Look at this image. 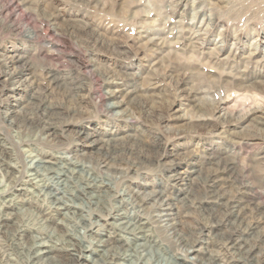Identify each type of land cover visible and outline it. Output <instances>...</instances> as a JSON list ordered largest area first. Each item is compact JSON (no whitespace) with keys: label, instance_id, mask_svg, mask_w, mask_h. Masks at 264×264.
Instances as JSON below:
<instances>
[{"label":"bare ground","instance_id":"1","mask_svg":"<svg viewBox=\"0 0 264 264\" xmlns=\"http://www.w3.org/2000/svg\"><path fill=\"white\" fill-rule=\"evenodd\" d=\"M106 1L111 2L107 13L119 18L122 32H131L133 26L127 20H135L137 16L129 10L128 3L137 0ZM40 2L44 0H24L22 4L32 6ZM84 2L75 0L82 5ZM99 2L93 0L95 5ZM174 2L179 7L185 1ZM258 6L250 3L246 12L261 16L264 13ZM198 8L199 4L189 7L190 20L204 18ZM37 15L49 25L52 39L61 41L66 36L90 50L84 69L100 60L101 53L110 55L115 69H104V75L96 79L100 88V103H96L91 82L86 78L56 67H39L35 63L39 57L18 47L1 49L0 83L6 84L0 88V96L11 101L6 102V107L0 104V174L6 188L0 192V264H42L43 260L50 264H84L82 260L89 264H122L123 243L118 234L102 239L106 234L102 232L101 221L109 219L124 225L119 230L133 240H151L165 253L151 264H264V206L256 202L251 184L237 174L234 159L220 157L227 151L204 148L201 155L181 144L180 151L170 154V143L158 134L120 127L132 120L125 116L130 109L145 119L166 121L175 99L183 98L193 104L199 119L187 121L190 132L220 131L242 140L228 128L249 121L264 132V109L256 104L251 111L220 115L228 100L208 103L199 99L213 76L199 70L203 65L195 67L176 56L168 57L160 78L170 81L172 99L151 102L145 98L147 85L157 83L146 81L139 87L135 79L132 84L131 75L115 60L123 55L122 44L126 41L118 38L123 33L112 35L101 26L93 27L82 16L62 19V13L54 10ZM207 22L214 24L210 16ZM39 36L36 27L25 28L23 38L27 42L36 41ZM126 38L135 40L128 34ZM146 48L148 52H158L163 45L147 42ZM163 61L157 60L155 66H162ZM219 76L213 79L215 84L238 95L237 99H252L255 103L264 98V70H246L232 77L226 74L222 79ZM100 106L104 110L102 125L99 124L102 127L98 128V122L94 124L92 118ZM256 112L260 115L251 117ZM215 115L218 123L214 127L210 121ZM6 129L26 140H12ZM69 132L72 134L67 135ZM130 138L134 143H128ZM256 140L257 136L247 139ZM14 146H26L36 152L30 164L18 157ZM55 151L57 155L52 154ZM259 155L263 156L250 161L262 165L264 154ZM12 161H16L14 166L10 164ZM146 175L150 183L143 187L151 189V194L135 190ZM37 179L41 185H33L39 193L35 196L48 200L44 207V201L40 205L36 200L23 198L28 192L25 186ZM65 180L71 183L74 195L64 188ZM64 198L67 199L63 201ZM19 205L34 208L36 217L47 223H52L61 211H68L77 219L81 236L65 233L61 237L67 239L58 242L42 231L40 240L47 239L48 244L37 245L29 234L39 231L26 226L28 221L19 226L18 220L11 216ZM109 225L115 228L113 223ZM92 236L97 238L96 246ZM190 254H194L196 263L191 261Z\"/></svg>","mask_w":264,"mask_h":264},{"label":"rangeland","instance_id":"2","mask_svg":"<svg viewBox=\"0 0 264 264\" xmlns=\"http://www.w3.org/2000/svg\"><path fill=\"white\" fill-rule=\"evenodd\" d=\"M22 1L24 0H0V53H2L1 49L4 47L8 49L18 47L27 54L33 53L36 57H39L35 62L39 67H56L62 72H74L91 82V91L94 93L93 101L100 103V88L98 83H96V79L104 75V69L114 68L113 59L108 53H101L100 60L93 62L92 66L84 69L83 64L88 61L91 53L90 50L82 48L75 40L66 36L61 38V41L52 39L48 33L49 25L37 14L54 10L55 12L62 13V19L66 20L82 16L93 27L98 25L112 35H120L123 33V24L118 21L119 18L113 17V13H107L111 2L100 0L99 5H95L93 0H85L86 2L82 5L75 3V0H44L43 3L32 4V7L28 4H22ZM184 1L182 6L179 7H176L174 0H137L128 3L131 4L128 5L129 10H132L137 17L135 20H127V24L133 26L131 32L123 33V35L121 34L118 37L122 40L125 39L126 43L122 44L123 55L115 60H118L121 69H124L123 71L131 75L132 84L138 81L139 87H141L145 84L143 82L146 81L154 82V84L157 83L154 86L147 85L146 91L148 92H146V97L145 95L144 97L151 102H166L167 100H171L173 94L172 85L169 80H160V78L162 79L164 75L163 66L169 62L168 57L173 58L176 56L177 58H182L183 60L181 61L193 64L195 67H197L196 64L203 65L199 66V70L204 74L213 76L206 83L204 93L199 99L201 101L205 100L208 103L218 100H228L220 115L251 111L255 109L256 104H259L258 106L264 109V98L260 101L256 100L255 103H252V99H237L238 95L233 92L228 93L224 91L213 80L214 78L217 79L219 75L220 79H222L225 78L226 74L232 77L236 73L246 70H264V14L256 16L246 12V8L249 7L250 3H258L259 10L264 13V0ZM192 4H199L200 8L198 9L203 11L204 18L203 16H199L194 21L190 20L189 7ZM104 8L106 9L103 10ZM115 9L117 10V8ZM209 16L213 18L214 24L212 25H209V21L207 22ZM29 26H34L39 31L40 36L38 40L27 42L23 38L25 28ZM127 34L135 38V40L127 39ZM147 37L148 39H146ZM183 37H186L188 40L184 42L182 40ZM155 41L162 44L163 48L158 52H148L146 50L147 42ZM157 60H166V62L163 61L164 64L157 67L155 66ZM184 77H187V75H184ZM5 84L1 82L0 88L5 86ZM7 101L11 100L0 96L2 107H6ZM103 110L104 108L100 106L92 118L94 124L98 122V128L102 127L99 124L102 125ZM195 110L191 102L183 98H176L175 106L172 107L171 112L166 116V121L156 122L155 120L145 119V117L138 116L130 109L125 112V116L132 118V120L126 124L121 123L120 127H125L126 129L130 127L132 130L140 128L141 130L158 134V136L170 143V154L180 151L182 149L181 144H187L188 147H185L187 150L197 151L201 155L204 148L211 149L218 147L217 149L223 152L227 151L228 153L226 154L221 153L220 157L224 155L229 159H234L238 165L237 174L239 173L241 176H244V181L251 184L252 191L256 194V202L264 206V163L260 165L257 161L253 162L254 158L263 156L259 154H264V132L258 131V126L249 121H244L237 126L228 128L231 132L237 133V136L241 137L242 140L233 138L228 134H220V131H216L213 134L202 133L200 131L190 132L191 130L187 127V121L191 119L199 120L194 113ZM253 114L251 117L260 115L259 112ZM217 116L215 115L211 119L213 120L210 121L211 126L215 127L217 125ZM262 116L264 115L262 114ZM207 122L209 123V121ZM130 132L128 131V133ZM5 133L16 142H21L23 139L26 140V138L12 134L7 129ZM68 134L70 135L72 132ZM251 136H257L259 140L248 142L247 139ZM128 143H134V139L130 138ZM14 148H16L14 151L18 157L24 160L26 164H30L31 159L36 154V152L26 146H14ZM52 154L57 155L56 151ZM87 155L91 154L88 153ZM15 163L16 161H12L10 164L14 166ZM148 174L150 175L151 173ZM245 175L248 176L246 177ZM2 178L0 174V192L6 189L5 181ZM37 181L38 179L33 181L34 184L25 186L28 192L25 193L23 198L36 200L35 202L40 205L44 201V205L42 206L44 207L47 205L48 200H44L41 196L40 200L36 197L39 193L38 189H35L34 186L35 184L41 185ZM149 183L150 177L146 175L140 181V186L135 187V190L151 194V189L143 187V184ZM63 184H66L64 188L68 191V194L71 195L73 193L72 195H74L75 190L74 188L72 189L71 183L69 181L66 183L65 180ZM66 199L64 198L63 201ZM18 207L19 210L12 212L11 216L15 220H18L19 226L25 225L28 221L26 226L39 231V234L35 231L29 234V237L39 246L48 244L47 239L40 240V232L42 233V231L43 233L48 232L46 234L51 236V240L58 242L63 241L64 238L67 239V237H61L65 233L70 235L73 233V236L76 238L81 236V229L77 225V219L72 217L68 211H61L58 216L54 217L52 223H47L42 221L41 218L36 217L38 215L34 208L26 205H19ZM1 209L2 203L0 199ZM111 223L115 225V228L109 225ZM101 224L103 225L102 232L106 234L102 235V239H106L105 236H113V233H116L123 243L122 250L120 251L122 255L120 262L122 264H151L153 260L155 261L160 256H165V253L151 240L147 241L140 238L133 240L131 235L121 232L119 229L124 225H120L119 222L109 219L107 222L101 221ZM147 228L151 230V228ZM147 233L149 234L150 232L147 231ZM93 239L95 240L93 246H96L94 244L97 242V238L94 237ZM189 257H191L192 262H197V259H194V254H190ZM82 263L89 264L83 260ZM42 264L50 263L47 260H43Z\"/></svg>","mask_w":264,"mask_h":264}]
</instances>
